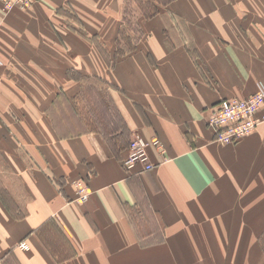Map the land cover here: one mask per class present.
Masks as SVG:
<instances>
[{"label": "crops", "instance_id": "0c3cea01", "mask_svg": "<svg viewBox=\"0 0 264 264\" xmlns=\"http://www.w3.org/2000/svg\"><path fill=\"white\" fill-rule=\"evenodd\" d=\"M126 1L0 10V264H151L198 252L223 214L264 227V122L222 145L204 120L264 88V0H172L116 60ZM135 133L162 142L151 171L123 166Z\"/></svg>", "mask_w": 264, "mask_h": 264}, {"label": "rangeland", "instance_id": "374dc122", "mask_svg": "<svg viewBox=\"0 0 264 264\" xmlns=\"http://www.w3.org/2000/svg\"><path fill=\"white\" fill-rule=\"evenodd\" d=\"M167 1L168 0L126 1L122 24L119 28L120 32H118L115 39V51L113 53V55L115 54L114 57H116L118 50L121 52H126L128 50V44L131 46L136 44V41H138L137 39L140 38L139 25L140 21L144 17V12L150 14L151 12L155 11V9L159 10L162 7V4ZM7 14H4V16ZM91 39L96 41L95 37H91ZM110 46L112 45H109L108 48H110ZM98 47L103 51L100 44H98ZM130 53H127L125 56ZM123 57L119 56L117 59ZM84 83V92L86 91L87 93L89 91V98L88 101H83L84 103L81 104L86 106L87 109L91 108L90 111L92 112H99L101 108L98 104L100 98L96 97V91L101 89L100 85L96 84L94 78H85ZM100 94L102 93L100 92ZM246 214L247 217L245 220L242 218V212L241 217H239L238 212H236L234 217L233 213H231V217H229L227 214H223V216L217 219V221L221 222L220 224L213 226H199L194 228L195 236L200 238V242L198 243V252H193L190 254V256H188L189 253L184 251L181 253L180 257L166 260L159 259V256L156 252L151 260V264H264V227L256 228L255 226H252L255 221L254 211L248 210ZM228 219L232 222L231 227L223 224V222ZM143 230L146 233L149 229L147 230L144 228ZM154 230L155 228H150V232H154ZM155 234H158V232L156 231ZM238 239H245L246 241L245 244H242L241 242L240 249H238ZM153 240L155 243H158L159 237L157 236L156 239L153 237ZM244 245L246 246L245 250L243 249Z\"/></svg>", "mask_w": 264, "mask_h": 264}, {"label": "built area", "instance_id": "2783aa9c", "mask_svg": "<svg viewBox=\"0 0 264 264\" xmlns=\"http://www.w3.org/2000/svg\"><path fill=\"white\" fill-rule=\"evenodd\" d=\"M38 0H0L3 14L14 10H27ZM264 106V88L244 99H223L210 107L204 116L205 123L214 131L215 142L222 145L235 144L252 134L257 126L264 122L260 111ZM152 146L164 153L162 142L153 137L145 140L139 134H133L128 145L127 157L123 166L128 172H148L154 168L149 158L148 148ZM78 200L84 202L88 198V188L80 182L76 184ZM26 248L25 244H21Z\"/></svg>", "mask_w": 264, "mask_h": 264}, {"label": "trees", "instance_id": "16d2710c", "mask_svg": "<svg viewBox=\"0 0 264 264\" xmlns=\"http://www.w3.org/2000/svg\"><path fill=\"white\" fill-rule=\"evenodd\" d=\"M172 0H168L167 2H165L164 4H162V7H164V6H166V5H168L170 2H171ZM145 14L143 15L144 16V18L145 19H150V18H152V17H154L157 13H158V9H155V11H153V12H151L150 14H148V13H146V12H144ZM120 32V31H119ZM139 34H140V30H139ZM121 35H122V33H121ZM138 40V39H137ZM128 43V42H127ZM136 44H137V41H136ZM136 44L135 45H130V44H128L127 45V51L126 52H121V51H119L118 50V52L116 53V60H117V57H123V56H125L127 53H130V52H133L135 49H136ZM118 53H120V54H118Z\"/></svg>", "mask_w": 264, "mask_h": 264}]
</instances>
